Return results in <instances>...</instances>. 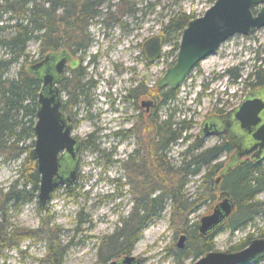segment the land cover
I'll list each match as a JSON object with an SVG mask.
<instances>
[{
  "label": "rangeland",
  "instance_id": "obj_1",
  "mask_svg": "<svg viewBox=\"0 0 264 264\" xmlns=\"http://www.w3.org/2000/svg\"><path fill=\"white\" fill-rule=\"evenodd\" d=\"M215 1L112 0L110 6L105 4L101 8L102 11L108 9L109 16L103 15L101 18H113L116 22L109 21L110 27L101 32L97 27L87 29L90 43L82 53L84 77L81 80V84L86 85V102L78 100L77 109L73 112L78 124L73 128L74 135L71 132V137L82 143L78 152L76 182L69 190L62 186L56 188L42 214L39 213L37 200L23 205L17 213L7 212L8 222L26 231L40 229L41 220L47 213L52 220L50 227L56 226V237L66 247L63 264H98L97 251L101 240L111 235L119 227V219L130 212L133 198L130 191L133 187L129 183L134 184L139 180L136 176L129 177V163L125 170L118 167L115 161L126 162L137 149V141L131 136L118 144L113 133L117 130L128 131L135 121L127 120V117L137 113L132 110V102L123 101V97L140 84L149 88L152 94L154 92L158 96L156 91L162 93L155 90L156 84L175 62L177 51L174 53V45L176 41L179 45L180 37L177 39V33H169L160 58L149 65L145 64L141 55L143 42L162 35L166 24L181 13L190 16L191 20L202 17ZM1 35L3 33L0 32ZM27 53V64L39 61L36 42L28 43ZM263 59L264 28L250 36L234 35L219 47L215 55L193 69L189 79L176 90L175 101L168 105V110L166 107L159 108L158 116L163 119L166 113L172 114V122L176 124L193 121L188 133L196 136L204 117L219 110L234 108L252 91L249 87L250 83H254L252 75L262 65ZM135 90L140 94L138 89ZM61 99L65 101L64 94ZM157 103L158 100H155L152 110ZM140 129L142 139L147 138V132L143 131L142 126ZM217 143V138H210L205 140L204 146L211 147ZM186 146L179 142L170 148L168 157L173 165L180 161V154ZM140 158L146 159L147 169L151 170L148 151L146 155L142 151ZM227 160L228 156L220 158L223 164ZM143 163L136 162L135 168L143 166ZM18 165L19 162L3 163L0 160V188L7 187L15 180ZM203 173L186 186L184 194L187 197L195 192L197 181ZM262 198L264 194L259 196V199ZM215 204L200 208L189 217L190 222L198 223ZM170 207L168 203L161 217L142 230L140 239L134 245L131 254L141 264H190L194 261L190 257L179 260L175 255L180 236L185 237L184 247L187 238L182 232L176 234V224L170 221ZM258 230L264 233L263 218L256 220V227L235 232L233 236L219 231L213 238L214 252L230 251L232 246L248 235L255 239ZM47 233L55 237L53 231ZM44 255L43 243L27 241L18 250L4 251L0 264H38L37 261L43 259Z\"/></svg>",
  "mask_w": 264,
  "mask_h": 264
},
{
  "label": "trees",
  "instance_id": "obj_2",
  "mask_svg": "<svg viewBox=\"0 0 264 264\" xmlns=\"http://www.w3.org/2000/svg\"><path fill=\"white\" fill-rule=\"evenodd\" d=\"M111 1L0 0V32L3 33L0 37V51H3L0 53V160L3 163L19 162L15 180L0 188V257L4 251L18 250L21 244L32 241L45 246L44 258L38 260V264L64 262L66 247L56 237V226L50 227L52 220L47 213L41 220V228L33 231L19 229L7 219V212L17 213L23 205L37 200L40 182L36 162L28 154L35 138L33 128L41 83L25 70L30 65L27 64V45L32 41L38 44L39 61L60 47L71 49L73 56L77 46L85 51L90 43L88 26L93 21L102 20L100 16H109V10L102 11L101 8L105 4L110 6ZM189 21L190 16L183 13L171 19L161 31L164 42H168L169 33H177L178 39ZM177 42L174 53L178 49ZM262 62L252 75L254 83L249 84L252 90L264 87V59ZM73 77L72 84L76 89L81 86L83 70ZM136 91L134 93L138 95ZM156 92L158 96L151 93V97L158 100L151 113L149 128L148 159L151 170L144 173L140 167L141 171L136 176L139 181L129 183L133 187L130 212L119 219V227L111 235L101 240L97 251L98 263L129 255L142 230L161 217L168 203L171 206L170 221L177 227L176 234L182 232L187 238L186 247L176 250L179 260L189 257L196 260L213 252V238L219 231L233 236L235 232L256 227L258 218L264 219V198L259 199L264 194V165L244 162L223 175L215 185L223 167L219 159L229 154L231 149L225 144L205 148L201 140L188 133L193 121L176 124L172 122V114L167 113L161 119L158 109L166 107L168 110V105L176 99L177 91ZM60 109L68 114L66 102ZM179 142L187 146L180 154V161L173 165L168 152ZM201 172L204 173L197 181L195 192L187 197L184 194L186 186ZM223 197L233 201L234 211L220 227L205 238L200 237L197 223H191L189 217ZM37 205L42 214L45 206L42 207L38 201ZM49 231H53L55 237L48 234ZM262 238L264 233L258 230L255 239ZM252 240V235H248L230 251H240ZM259 263L264 264V253L248 264Z\"/></svg>",
  "mask_w": 264,
  "mask_h": 264
},
{
  "label": "water",
  "instance_id": "obj_3",
  "mask_svg": "<svg viewBox=\"0 0 264 264\" xmlns=\"http://www.w3.org/2000/svg\"><path fill=\"white\" fill-rule=\"evenodd\" d=\"M264 28V0H216L200 18L189 21L183 29L176 59L168 67L156 84L157 90L176 91L191 71L202 61L216 54L219 47L234 35L250 36ZM164 38L162 35L145 40L141 53L149 64L161 55ZM70 54L61 50L49 52L44 58L25 67L28 74L40 81L37 98V111L33 128L34 143L28 157L36 162L40 178L37 193L38 203L44 207L51 194L58 187L70 189L76 181L78 167L77 153L79 142L71 137V118L60 110V99L56 84ZM71 60V59H70ZM153 101L142 102L149 107ZM229 118L239 125L249 136L259 151H264V87L252 90L230 114ZM211 132V133H209ZM216 135L212 128L204 126L200 136L207 138ZM235 153L222 167L215 180L217 185L223 175L239 165ZM257 163V162H255ZM234 211V203L223 197L211 212L200 218L197 232L205 238L220 227ZM185 237L180 236L176 248H184ZM264 253V238L254 239L237 252H209L190 264H248ZM106 264H140L133 256H124L120 261Z\"/></svg>",
  "mask_w": 264,
  "mask_h": 264
},
{
  "label": "flooded vegetation",
  "instance_id": "obj_4",
  "mask_svg": "<svg viewBox=\"0 0 264 264\" xmlns=\"http://www.w3.org/2000/svg\"><path fill=\"white\" fill-rule=\"evenodd\" d=\"M101 17L102 16H100V18ZM101 19L102 20H99V21H93V23H91L88 26V28L97 27V30H99L101 32L106 27H110L109 21H112V23L116 22V19H113V18H106V19L101 18ZM75 49H76V55H74V56L71 55V51H70L71 49H67L66 47H60L54 51V52H59L61 50H65L70 54L71 60L69 59L66 61L65 65L63 67L62 73H61L60 80L56 84V87H57L58 93H59L60 107H61L63 102H66V110H67L68 114H65V115H67L71 118V132L74 131L73 128H75V126H77V124H78L77 120H75L73 118V116H74L73 112H74V110L77 109V105L79 103L78 100L81 99L82 103H84V101L86 102V99H85V97H86L85 96L86 85H83L80 82L81 86L74 89L73 84H72V79L74 78L73 75H77L80 72L82 73V61H83L82 53H84V51H82L80 46H77ZM161 54H162V52H161ZM141 55H142V53H141ZM142 57H143V55H142ZM143 60H144L146 65H149V63H147L145 61L144 57H143ZM191 73H192V71H191ZM191 73L187 76V78L185 79L184 82H186V80L189 79V77L191 76ZM83 77H84V75H83ZM83 77H82V79H83ZM135 89H138V92L140 94L136 95L134 93ZM135 89L133 91H129L127 93V96L123 97V101H128V102L131 101L132 102V104H131L132 110L136 111V113H137V115H134L132 117H127V120H128V118H130V120H133L135 122L132 124V127L128 131L117 130L115 133H113V136L115 137L118 144L120 142H125L131 136L136 138L137 149H135L132 152V154L129 155L128 160L126 162H123L121 160L115 161V164L118 167L125 169V170H127L126 165H127V163H129V165H128L129 177L132 176L133 178L135 176H137V174H139V172L141 171L140 167H142V171H144V173L150 171L147 169V163L145 161L146 159L143 160L140 157L142 155V151H144V155H146V151H149L148 150L149 137H150L149 128H150V121H151V113L153 111L152 108L155 106V99H153L151 97V91L149 88H147L145 86L143 87L140 84ZM161 91L165 92V91H169V90L163 89ZM62 94H64L66 97L65 101H63L61 99ZM248 94H246L244 96V98L242 99L240 104L244 100H246ZM146 101H153V104L149 107L142 106V102H146ZM240 104H238L237 106H235L234 108H231L229 110H226V111L219 110L214 114L207 115L206 117H204L199 124L198 132L196 135V137L203 142V145H204L205 140L210 139V138H217L218 143L214 144L212 146L225 144L231 149V152L229 154L223 155V156H228V160L226 161V163L223 164V162H222L223 167L230 161V158L235 153H237V155L239 157L237 159L239 165L243 164L244 162H251V163L257 162L258 164H262L264 162V151L263 150L259 151L258 148L255 147L256 144L251 140V138L249 136H246V134L241 131V129L239 128V125L233 120V118H229L230 117L229 114L235 108H237ZM87 106H88V104H87ZM141 126L143 127V131L145 133L147 132V134H148L147 138L148 139L147 138L142 139L141 129H140ZM204 126L211 127L212 132H215L216 135L208 136L207 138L201 137L200 131ZM209 133H211V132H209ZM76 141L79 142L80 147H81L82 143L79 140H76ZM205 148H209V147H205ZM79 150H80V148H79ZM77 156H78V153H77ZM223 156H221V157H223ZM78 159H79V157H78ZM142 161L144 162L143 166H140L138 168L136 167L137 168L136 169L135 168L136 162L138 164H140ZM219 161H220V159H219ZM78 165H79V162H78ZM77 169H78V167H77ZM76 179H77V170H76ZM124 256H132V254L131 253L129 255L125 254V255H122L121 257L110 259L106 263L113 262V261H120ZM106 263H98V264H106ZM140 263H141V261H140Z\"/></svg>",
  "mask_w": 264,
  "mask_h": 264
},
{
  "label": "bare ground",
  "instance_id": "obj_5",
  "mask_svg": "<svg viewBox=\"0 0 264 264\" xmlns=\"http://www.w3.org/2000/svg\"><path fill=\"white\" fill-rule=\"evenodd\" d=\"M72 134L74 135V132H72Z\"/></svg>",
  "mask_w": 264,
  "mask_h": 264
}]
</instances>
